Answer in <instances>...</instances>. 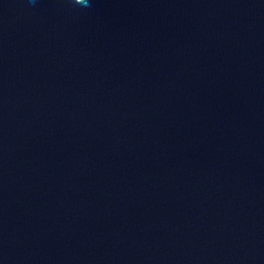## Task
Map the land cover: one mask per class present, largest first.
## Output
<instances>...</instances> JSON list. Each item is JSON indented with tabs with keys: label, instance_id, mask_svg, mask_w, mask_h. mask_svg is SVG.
<instances>
[{
	"label": "water",
	"instance_id": "obj_1",
	"mask_svg": "<svg viewBox=\"0 0 264 264\" xmlns=\"http://www.w3.org/2000/svg\"><path fill=\"white\" fill-rule=\"evenodd\" d=\"M0 264H264V0H0Z\"/></svg>",
	"mask_w": 264,
	"mask_h": 264
}]
</instances>
